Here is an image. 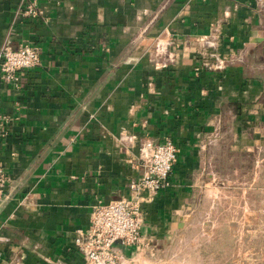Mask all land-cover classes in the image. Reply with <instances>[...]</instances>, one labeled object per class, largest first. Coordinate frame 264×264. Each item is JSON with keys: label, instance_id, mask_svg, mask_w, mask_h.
<instances>
[{"label": "crops", "instance_id": "1", "mask_svg": "<svg viewBox=\"0 0 264 264\" xmlns=\"http://www.w3.org/2000/svg\"><path fill=\"white\" fill-rule=\"evenodd\" d=\"M27 1L0 0V47L39 48L0 79V264H87L75 229L129 197L144 139L169 138L176 160L166 188L139 192V242L114 245L118 264L185 238L193 212L214 222L224 196L229 229L264 238V0H33L37 19ZM231 252L264 264V244Z\"/></svg>", "mask_w": 264, "mask_h": 264}, {"label": "built area", "instance_id": "2", "mask_svg": "<svg viewBox=\"0 0 264 264\" xmlns=\"http://www.w3.org/2000/svg\"><path fill=\"white\" fill-rule=\"evenodd\" d=\"M22 17L37 19L39 11L33 0L19 9ZM39 60V48L24 43L12 47L4 43L0 47V79L6 83L17 82V72L35 66ZM177 148L169 139L155 143L144 139L138 147V156L144 171L128 183L129 197L97 203L91 208L85 229H75L73 245L87 264H118L119 255L114 245L134 246L139 242V229L143 218L140 206L141 190L155 193L169 185V175L176 160ZM7 176L0 166V200L3 198Z\"/></svg>", "mask_w": 264, "mask_h": 264}, {"label": "rangeland", "instance_id": "3", "mask_svg": "<svg viewBox=\"0 0 264 264\" xmlns=\"http://www.w3.org/2000/svg\"><path fill=\"white\" fill-rule=\"evenodd\" d=\"M234 176L236 179L242 178L241 174ZM216 204L210 208L212 212L208 217L214 222H203L204 215H195L193 212L186 221L185 238H176L168 245L164 242L159 247H148L140 253L132 251L122 264H242L248 257H257V254L231 252L232 247L236 246L242 249L263 245L264 238L240 234V222L230 230L226 221L227 214L222 212L226 210L227 198L221 197ZM205 230L211 231L205 234Z\"/></svg>", "mask_w": 264, "mask_h": 264}]
</instances>
